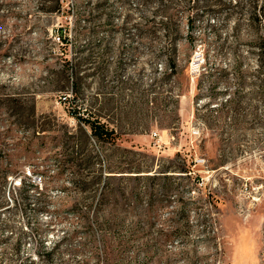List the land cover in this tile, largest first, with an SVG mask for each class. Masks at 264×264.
Here are the masks:
<instances>
[{"label":"rangeland","instance_id":"374dc122","mask_svg":"<svg viewBox=\"0 0 264 264\" xmlns=\"http://www.w3.org/2000/svg\"><path fill=\"white\" fill-rule=\"evenodd\" d=\"M0 264H264V0H0Z\"/></svg>","mask_w":264,"mask_h":264},{"label":"trees","instance_id":"16d2710c","mask_svg":"<svg viewBox=\"0 0 264 264\" xmlns=\"http://www.w3.org/2000/svg\"><path fill=\"white\" fill-rule=\"evenodd\" d=\"M191 23H189V27H191V29L193 28L192 25V20H190ZM66 40V38H63V36H59V40ZM174 73V72H173ZM73 117L82 124H85L86 126H88L90 128L91 131V137L93 138L94 141L98 142V143H102V144H112L115 145L116 144V140L118 138V135L116 134L115 130L108 128L104 123H102L99 118H94V117H90V118H83L82 116H79L78 114H73ZM138 169L136 172L131 171L133 173H139L142 174L145 171H141V169L139 168H135ZM148 172V171H146ZM184 173H190V171L185 170L183 171ZM147 177H151L150 175H146ZM109 177V176H108ZM136 177H140V176H136Z\"/></svg>","mask_w":264,"mask_h":264},{"label":"built area","instance_id":"2783aa9c","mask_svg":"<svg viewBox=\"0 0 264 264\" xmlns=\"http://www.w3.org/2000/svg\"><path fill=\"white\" fill-rule=\"evenodd\" d=\"M62 101H63L64 103H66V102L68 101V97H67V96H64V97L62 98Z\"/></svg>","mask_w":264,"mask_h":264}]
</instances>
